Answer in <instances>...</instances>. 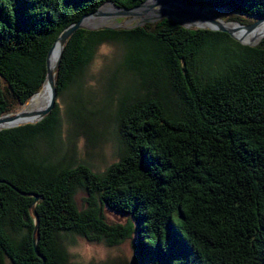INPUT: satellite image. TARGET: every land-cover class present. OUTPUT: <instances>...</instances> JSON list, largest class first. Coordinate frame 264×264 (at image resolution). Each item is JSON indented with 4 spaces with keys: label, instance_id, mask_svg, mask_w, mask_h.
I'll list each match as a JSON object with an SVG mask.
<instances>
[{
    "label": "trees",
    "instance_id": "obj_1",
    "mask_svg": "<svg viewBox=\"0 0 264 264\" xmlns=\"http://www.w3.org/2000/svg\"><path fill=\"white\" fill-rule=\"evenodd\" d=\"M107 1L145 0H0V116L43 89L60 32ZM182 1L245 25L264 16V0ZM56 88L41 121L0 130V264H264V37L172 19L79 29ZM104 140L102 168L86 145ZM78 237H134L133 258L78 260Z\"/></svg>",
    "mask_w": 264,
    "mask_h": 264
},
{
    "label": "water",
    "instance_id": "obj_2",
    "mask_svg": "<svg viewBox=\"0 0 264 264\" xmlns=\"http://www.w3.org/2000/svg\"><path fill=\"white\" fill-rule=\"evenodd\" d=\"M112 2V1H111ZM115 5V10L111 12H106V15L118 17V16H129V17H136V16H142V15H148V19L144 23L137 24L132 27H136L139 25H144L145 23H153L161 19H172L180 23L181 25L185 27H198V28H205V29H211V30H218L225 33H228L232 38L235 40L248 45H255L257 43H253L252 41L244 42L242 37L239 36V32H251L255 29H257L261 24L264 23V16H258L255 17V21L250 24H241L239 22H235L238 25V30H234L231 27H229L226 23H223L222 21H219L215 16L210 15L207 13L203 7H194L191 6L182 0H155L152 2H148V0L143 1L139 5H136L131 8H123L117 6L114 2H112ZM101 6L94 12L88 13L83 15L79 20L76 22L70 24L65 29H63L60 34L57 36L55 41L53 42L46 58V66H47V75L44 85H47L50 90V100L47 104V106L41 110L34 111V112H25L24 107L30 102V100L37 95H33L27 103L24 104L23 108L15 113H10L7 115L0 116V124L11 122L14 120L19 121V123H16L14 125L6 126L0 128V130L5 128H11L16 126L25 125L28 123H36L41 121L46 115L51 113V111L55 108L56 104V98H57V88H56V73L57 69L61 63V59L63 56L64 49L69 42L70 38L73 36V34L79 30V29H88V30H104V29H119V28H125L119 25L116 26H99V27H88L84 25V19L87 17L93 15V14H99L102 13L100 10ZM105 13V12H104ZM193 17L198 20H201L203 22L207 23V26H198L195 24L192 25H185L182 22V19ZM58 46L60 49L59 55L55 61L54 64H52L51 61V55L53 49ZM44 87V86H43ZM38 201V197H36V200L34 204L31 206V213L35 219L36 223V231H35V241L38 239V215L35 209V204Z\"/></svg>",
    "mask_w": 264,
    "mask_h": 264
},
{
    "label": "rangeland",
    "instance_id": "obj_3",
    "mask_svg": "<svg viewBox=\"0 0 264 264\" xmlns=\"http://www.w3.org/2000/svg\"><path fill=\"white\" fill-rule=\"evenodd\" d=\"M208 13H211L217 17L222 18L224 21L228 17L225 10L222 8H212L207 10ZM242 16H245L242 14ZM120 21L119 26L130 28L137 24L142 23L139 19H135L129 16H118ZM159 21V20H158ZM157 22V21H156ZM116 26V25H110ZM263 38V37H262ZM261 40V39H260ZM24 106V105H23ZM23 108V107H22ZM21 108V109H22ZM20 111V110H19ZM84 144V141H83ZM113 144L110 141H101L97 145H86V152L88 155L96 162L100 164L101 167H105L113 161ZM85 194L80 192L77 195V202L79 205L84 203ZM105 215L107 217L108 223H125L126 217L120 213H117L107 207H105ZM76 244L70 247V252L73 258L78 260H95L97 262H103L107 260H121V261H131L134 255V237L131 240L118 245L110 246L106 243L98 242H88L83 238H77Z\"/></svg>",
    "mask_w": 264,
    "mask_h": 264
},
{
    "label": "bare ground",
    "instance_id": "obj_4",
    "mask_svg": "<svg viewBox=\"0 0 264 264\" xmlns=\"http://www.w3.org/2000/svg\"><path fill=\"white\" fill-rule=\"evenodd\" d=\"M152 1H155V0H148V2H152ZM115 9H116L115 5L111 1L105 2L104 4L101 5V8H100L102 13L93 14V15L87 17L86 19H84V25L88 26V27H99V26H105V25H119L120 21L118 20L117 17H113V16L111 17V16L106 15V12H111V11H114ZM208 14L213 15L211 13H208ZM213 16H215V15H213ZM148 17H149L148 15H142V16H136L135 18L134 17L133 18H134V20L139 19L140 21H142V23H144L148 19ZM215 17L219 21L226 23L232 29L238 30L237 23L232 22V21H224L220 17H217V16H215ZM182 22L185 25L195 24L198 26H207L206 22H203V21L198 20V19L193 18V17L184 18V19H182ZM239 36L242 37L244 42L252 41L253 43H257L260 39H262V37H264V23L261 24V26H259L257 29H255L251 32L245 33L243 31H240ZM59 52H60V49L58 46H56L53 49L52 55H51L52 64L55 63V61L59 55ZM49 100H50V90H49L47 85H44L43 89L37 95H35L30 100V102L24 107V111L25 112H34V111L41 110L47 106ZM16 123H19V121L14 120L11 122L2 123V124H0V128L10 126V125H14Z\"/></svg>",
    "mask_w": 264,
    "mask_h": 264
}]
</instances>
